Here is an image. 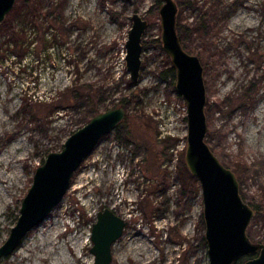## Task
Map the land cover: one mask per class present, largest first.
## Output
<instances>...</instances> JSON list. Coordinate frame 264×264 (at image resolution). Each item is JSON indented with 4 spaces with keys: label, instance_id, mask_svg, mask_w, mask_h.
I'll return each mask as SVG.
<instances>
[{
    "label": "rangeland",
    "instance_id": "obj_1",
    "mask_svg": "<svg viewBox=\"0 0 264 264\" xmlns=\"http://www.w3.org/2000/svg\"><path fill=\"white\" fill-rule=\"evenodd\" d=\"M49 1L52 14L46 5L35 20L0 25V246L48 153L95 111L124 101L127 114L76 171L63 201L0 264H93L91 229L104 207L128 221L111 264H209L201 188L185 163V103L163 75L171 61L160 38L162 0ZM176 1L183 43L205 65L207 141L237 174L255 210L247 234L262 243L264 0ZM134 12L149 23L136 84L125 62Z\"/></svg>",
    "mask_w": 264,
    "mask_h": 264
},
{
    "label": "water",
    "instance_id": "obj_2",
    "mask_svg": "<svg viewBox=\"0 0 264 264\" xmlns=\"http://www.w3.org/2000/svg\"><path fill=\"white\" fill-rule=\"evenodd\" d=\"M16 1L0 0V25L14 9ZM178 11L176 0H162L160 38L163 50L175 68L176 91L187 108L185 163L201 188L209 264H234L254 253H258L257 256L244 264H264V242H254L247 234L255 210L243 198L235 171L221 162L207 141L208 95L204 65L197 54L188 52L183 46L177 29ZM148 25V20L139 12L131 15L125 62L133 84L140 81L143 37ZM126 114V108L120 105L100 111L72 132L61 150L48 153L45 161L36 168L17 221L0 246V258L13 254L28 233L43 223L63 201L76 171L100 141L123 122ZM127 224L128 221L110 207L97 212L91 229L93 264H111L113 245L123 235Z\"/></svg>",
    "mask_w": 264,
    "mask_h": 264
},
{
    "label": "trees",
    "instance_id": "obj_3",
    "mask_svg": "<svg viewBox=\"0 0 264 264\" xmlns=\"http://www.w3.org/2000/svg\"><path fill=\"white\" fill-rule=\"evenodd\" d=\"M159 2H161V0H159ZM48 3L49 4H47L46 0H17L16 1V4L14 6V9L7 15V17L5 18V20L3 21L2 24H3V26L8 25V26L11 27V23L13 22L14 18H20L21 20H25V19L28 20L30 18L33 19L34 16L37 17V12H39L40 10H42L46 5L48 6L49 11L52 9V7L54 6L53 3L50 2V1ZM59 3H60V5L63 6L64 0H61V2H59ZM49 13L52 14V11H50ZM33 20H35V19H33ZM207 20L208 19H206L205 16H202L201 17V20H199V22H198L199 23V27H197V28H200V29L201 28H204L205 27V24H208V21ZM210 27H212V25H210ZM197 28H196V30H197ZM177 29H178V33H179V36L181 38V41L183 43L182 37L180 35L181 25H180V20L179 19L177 20ZM15 34H16L15 33V29H12L11 36L13 38V41L15 43H17L18 37L15 36ZM158 42H160L159 39H158ZM32 43H33V41L31 42V44ZM183 46L187 50V48L184 45V43H183ZM46 47H49V45L48 46L46 45ZM187 51L188 52H191V53H194V52L189 51V50H187ZM167 58H168V61L170 62L171 61L170 57L167 56ZM163 75L165 77L166 76H171L172 77V80L175 81V68L173 67L172 63L166 68V70L164 71ZM118 105L123 106L125 108H127V106H128L127 103L124 102V101H121ZM96 113H98V111H95L94 112V114H96ZM120 125L121 124H119L116 129H118ZM191 178L194 181V183L197 184L198 180L196 179V177H194L192 175ZM199 186H198V188H199ZM203 243L206 244V240H205L204 237H203ZM242 263L243 262H242V259H241V260H239L238 262H236L234 264H242Z\"/></svg>",
    "mask_w": 264,
    "mask_h": 264
},
{
    "label": "flooded vegetation",
    "instance_id": "obj_4",
    "mask_svg": "<svg viewBox=\"0 0 264 264\" xmlns=\"http://www.w3.org/2000/svg\"><path fill=\"white\" fill-rule=\"evenodd\" d=\"M188 2V4L190 5V4H193L191 1H187ZM202 61V60H201ZM203 63V62H202ZM204 65V64H203ZM204 74H205V65H204ZM255 85V83H253V85L252 86H254ZM257 254L258 253H254V254H251V255H247V256H244V257H242L241 259H242V264H244V262L246 261V260H248V259H250V258H253V257H255V256H257ZM241 259H239V260H241ZM238 260V261H239ZM237 261V262H238ZM236 263V262H235Z\"/></svg>",
    "mask_w": 264,
    "mask_h": 264
},
{
    "label": "built area",
    "instance_id": "obj_5",
    "mask_svg": "<svg viewBox=\"0 0 264 264\" xmlns=\"http://www.w3.org/2000/svg\"><path fill=\"white\" fill-rule=\"evenodd\" d=\"M183 107H184L183 109H184V112H185L184 115H185V117H186V116H187V108H186V105L184 104Z\"/></svg>",
    "mask_w": 264,
    "mask_h": 264
},
{
    "label": "bare ground",
    "instance_id": "obj_6",
    "mask_svg": "<svg viewBox=\"0 0 264 264\" xmlns=\"http://www.w3.org/2000/svg\"><path fill=\"white\" fill-rule=\"evenodd\" d=\"M252 129V128H251ZM254 130V129H253ZM252 132V131H251ZM73 240V238L71 239V240H69L70 242H74V241H72ZM68 241V239L66 240V242ZM77 243V242H76ZM75 243V244H76ZM75 246V245H74ZM77 246V245H76ZM79 246V245H78ZM34 264H35V262H34ZM51 264V263H50Z\"/></svg>",
    "mask_w": 264,
    "mask_h": 264
}]
</instances>
